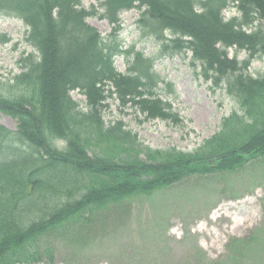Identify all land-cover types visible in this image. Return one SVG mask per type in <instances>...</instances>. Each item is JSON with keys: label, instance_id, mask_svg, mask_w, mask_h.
<instances>
[{"label": "trees", "instance_id": "trees-1", "mask_svg": "<svg viewBox=\"0 0 264 264\" xmlns=\"http://www.w3.org/2000/svg\"><path fill=\"white\" fill-rule=\"evenodd\" d=\"M96 1L99 19L112 26L106 39L87 22L98 12L80 0H0V17L21 21L37 52L21 60V74L0 80V114L16 121L14 131L0 125V264H54L56 242L84 246L100 222L126 215L135 200L264 158V71L249 74L254 60L264 61V0ZM230 8L237 15L226 19ZM132 9L142 10L137 27L160 45L158 57L189 54L199 76L237 106L193 152L151 149L122 121L103 120L113 99L144 121L182 123L157 93L165 83L155 59L118 41L119 16ZM230 49L247 58L229 57ZM117 57L126 58V74ZM246 244L230 240V261Z\"/></svg>", "mask_w": 264, "mask_h": 264}, {"label": "rangeland", "instance_id": "rangeland-1", "mask_svg": "<svg viewBox=\"0 0 264 264\" xmlns=\"http://www.w3.org/2000/svg\"><path fill=\"white\" fill-rule=\"evenodd\" d=\"M80 1L85 10L98 12L87 22L106 39L112 26L99 19L103 13L99 3ZM141 12L132 9L120 14L118 41L124 50L134 47L155 59L153 71L165 83L159 84L157 93L182 123L144 121L142 115L119 107L113 99L105 103L103 120L106 124L122 121L126 130L151 149L193 152L218 132L222 119L237 106L224 88H214L199 76L200 68L191 65L189 54L158 57L160 45L141 36L137 27ZM233 15H237L233 8L224 13L226 19ZM27 33L21 21L0 17V36L8 40L0 44L2 82L23 72L21 60L37 56L26 42ZM228 55L239 61L247 58L246 52L235 49ZM114 66L126 74L125 57L115 58ZM263 71L264 61L251 63L249 74ZM71 97L84 108L83 95L74 91ZM0 125L16 129V121L5 114H0ZM231 239L247 243L236 261H230L226 249ZM54 264H264V158L238 173L191 178L150 198L135 200L126 215L108 216L100 222L84 246L68 239L56 242Z\"/></svg>", "mask_w": 264, "mask_h": 264}, {"label": "bare ground", "instance_id": "bare-ground-1", "mask_svg": "<svg viewBox=\"0 0 264 264\" xmlns=\"http://www.w3.org/2000/svg\"><path fill=\"white\" fill-rule=\"evenodd\" d=\"M221 209H224V208H221ZM216 235V234H215Z\"/></svg>", "mask_w": 264, "mask_h": 264}]
</instances>
